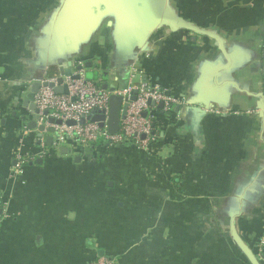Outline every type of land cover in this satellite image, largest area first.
<instances>
[{
    "label": "crops",
    "instance_id": "1",
    "mask_svg": "<svg viewBox=\"0 0 264 264\" xmlns=\"http://www.w3.org/2000/svg\"><path fill=\"white\" fill-rule=\"evenodd\" d=\"M78 64L186 103L151 110L146 149L55 148L25 94ZM263 64L264 0H0V264H250L234 233L264 231Z\"/></svg>",
    "mask_w": 264,
    "mask_h": 264
},
{
    "label": "built area",
    "instance_id": "2",
    "mask_svg": "<svg viewBox=\"0 0 264 264\" xmlns=\"http://www.w3.org/2000/svg\"><path fill=\"white\" fill-rule=\"evenodd\" d=\"M78 66L80 68L70 71V74L58 76L62 79L59 84L57 83L58 77L41 80L65 86L67 92L58 93L52 87L41 86L34 94L33 102L38 109L36 121L38 124L53 127L52 137L55 148L74 142L82 145L92 144L97 139H101L111 144L128 141L138 148L146 149L157 137L153 130L151 110L158 107L168 112L173 106L186 103L183 97L167 89L147 83H134L131 80L126 85L110 91L88 80L82 65L78 64ZM111 94L122 98L119 130L115 134L108 133L105 126L99 127L96 121L86 119L89 114L96 111L107 116ZM132 94L135 95L134 99H130ZM124 103H127L126 108H123ZM159 104H161L160 107ZM49 118L60 120V123H49ZM68 121H73V123L69 124ZM23 162L22 160L20 164ZM6 209L7 201L0 193V223ZM254 248L256 256L261 260L264 251V231L257 239ZM89 264H116V262L113 257H100Z\"/></svg>",
    "mask_w": 264,
    "mask_h": 264
},
{
    "label": "water",
    "instance_id": "3",
    "mask_svg": "<svg viewBox=\"0 0 264 264\" xmlns=\"http://www.w3.org/2000/svg\"><path fill=\"white\" fill-rule=\"evenodd\" d=\"M80 68V66H77ZM70 74V71H64L61 72V75H67ZM88 78H91V75H87ZM263 77H264V64H263ZM61 77L57 78V83H61ZM41 86H49L54 89L55 92H67V89L65 86L61 85H55L52 81L44 80V81H33L30 84L28 92L25 94V101L24 105L29 107V110L33 111L35 114L38 113V109L35 107V104L33 102L34 94L37 92V90ZM103 88L109 89L110 91L113 90V87H108L106 84L103 85ZM135 95L132 94L130 99H134ZM121 101L122 98L118 95L111 94L109 97V111L107 113V116H105L102 112H92L89 114L86 119L91 120V121H96L99 125V127L103 128L104 126L107 128L108 133L110 134H115L119 130V124H120V107H121ZM152 103V102H151ZM127 103H124L123 108H126ZM161 104H159V107ZM46 113V112H44ZM145 114V113H143ZM49 123H60V120H55L53 118L48 119ZM83 121V120H81ZM69 124H72L73 121H68ZM41 131H48L49 133H52L54 131L53 127H47L45 125H39L38 127ZM52 141L51 135L48 136L47 138V143L50 144ZM234 240L236 244L239 246L241 251L245 254L246 258L250 262V264H262L259 258L256 256L255 252L253 249L248 246L246 243L242 241L241 238H239L235 233H234Z\"/></svg>",
    "mask_w": 264,
    "mask_h": 264
},
{
    "label": "trees",
    "instance_id": "4",
    "mask_svg": "<svg viewBox=\"0 0 264 264\" xmlns=\"http://www.w3.org/2000/svg\"><path fill=\"white\" fill-rule=\"evenodd\" d=\"M95 83L98 84V85H100L99 82H96V81H95ZM100 143H102V140H101V139H97V140L95 141V143H93V144H95V146L97 147L98 144H100ZM104 143L107 144V142H104ZM106 144H104V145H106ZM107 145H108V144H107ZM252 249H253L254 252H256L254 246L252 247ZM260 261L262 262V259H261Z\"/></svg>",
    "mask_w": 264,
    "mask_h": 264
},
{
    "label": "rangeland",
    "instance_id": "5",
    "mask_svg": "<svg viewBox=\"0 0 264 264\" xmlns=\"http://www.w3.org/2000/svg\"><path fill=\"white\" fill-rule=\"evenodd\" d=\"M97 82V81H96Z\"/></svg>",
    "mask_w": 264,
    "mask_h": 264
}]
</instances>
